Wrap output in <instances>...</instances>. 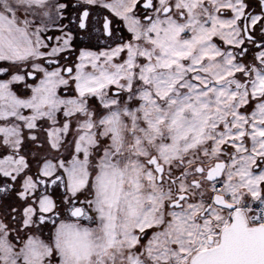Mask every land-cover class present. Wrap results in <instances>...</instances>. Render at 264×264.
<instances>
[{"label": "snow or ice", "instance_id": "snow-or-ice-1", "mask_svg": "<svg viewBox=\"0 0 264 264\" xmlns=\"http://www.w3.org/2000/svg\"><path fill=\"white\" fill-rule=\"evenodd\" d=\"M0 264H264V0H0Z\"/></svg>", "mask_w": 264, "mask_h": 264}]
</instances>
